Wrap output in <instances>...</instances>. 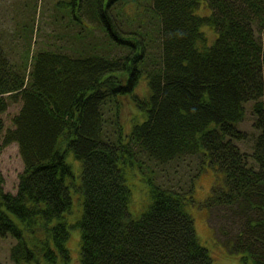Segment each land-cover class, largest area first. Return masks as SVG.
Instances as JSON below:
<instances>
[{
	"label": "trees",
	"instance_id": "16d2710c",
	"mask_svg": "<svg viewBox=\"0 0 264 264\" xmlns=\"http://www.w3.org/2000/svg\"><path fill=\"white\" fill-rule=\"evenodd\" d=\"M201 1L209 13L199 12ZM65 6L79 22L86 16L103 29L92 49L109 52L42 47L16 62L0 43V151L16 141L24 162L15 193L5 190L0 173V237L16 238L15 264H67L70 226L81 229V264H213L187 208L193 178L176 188L150 177L153 200L132 217L120 162L142 153L159 162L198 154L197 173L212 168L221 177L203 204L227 206L241 225L235 236L220 226V240L229 252L264 264V0ZM123 96L147 114L127 141ZM19 99L7 127L3 113ZM249 100L261 129L252 159L236 142L246 137L238 123ZM70 150L82 160L84 194L81 217L71 225Z\"/></svg>",
	"mask_w": 264,
	"mask_h": 264
},
{
	"label": "rangeland",
	"instance_id": "374dc122",
	"mask_svg": "<svg viewBox=\"0 0 264 264\" xmlns=\"http://www.w3.org/2000/svg\"><path fill=\"white\" fill-rule=\"evenodd\" d=\"M67 1L0 0V43L5 48L6 53L14 61L20 62L34 48L36 51L42 47L68 51L86 49L109 52L108 47H104V45L92 49L95 42L105 38V32L97 23L88 20L89 18L87 19L86 16H84L83 22H79L74 15L65 13L63 8L66 7ZM202 4L203 7L199 12L202 14L209 13L210 8L204 2ZM210 27L205 28L206 33L210 38H213L216 34H214V28ZM118 51L119 48L115 50V53ZM143 85L145 84L141 82L139 88L143 89ZM120 99L122 101L120 123L124 126V131L127 134L123 141H127L134 125L142 122L147 114L134 104L131 97L123 96ZM253 104V100L245 103L246 115L238 123L246 137L236 139L241 150L248 153L249 159H252L256 139L261 132V129L254 124L256 114L253 110ZM21 105V99L10 102L8 109L3 113L7 127L14 125L12 117L19 111ZM112 119L115 120V116ZM110 127V130L117 129L114 123H111ZM1 141L0 138V143ZM140 159L144 160V164L140 163ZM67 160L73 167V176L67 178L73 201L71 211L66 215L68 223L71 225L81 217L83 210L84 194L79 189L83 165L82 160L76 158L71 150L67 153ZM201 160L198 154L189 153L167 162H159L142 153L138 157L125 161V163L121 161L120 166L123 169L125 181L131 189L129 211L133 218H138L152 202L150 177L165 186L176 188L180 187L179 184L190 182L193 178L195 183L192 193L194 200L188 202L187 208L194 217L195 228L200 241L209 248L213 264H253L252 257L249 260H244L240 253L229 252L224 242L221 241L225 235L224 232L219 231L220 226L223 227L224 231H227L225 232L227 233L226 236H235L241 225L227 206L219 205L210 210L208 206L203 204L212 192L214 181L220 176L216 177L217 174L212 168L202 170L198 174V165ZM23 168L24 162L18 143L13 141L4 146L0 151V173L6 191L14 193L17 191L19 174ZM79 197L80 199H78ZM69 229L70 236L66 245L70 250V260L67 261V264H78V261L81 264V229L79 226H70ZM16 241V238L10 234L0 237V260L2 264H15L11 257V246ZM57 264L64 263L59 260Z\"/></svg>",
	"mask_w": 264,
	"mask_h": 264
}]
</instances>
